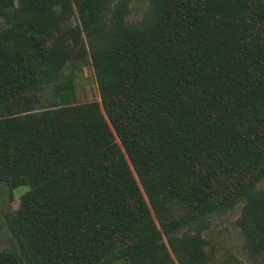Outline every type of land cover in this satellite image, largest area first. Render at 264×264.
<instances>
[{
	"label": "trees",
	"instance_id": "16d2710c",
	"mask_svg": "<svg viewBox=\"0 0 264 264\" xmlns=\"http://www.w3.org/2000/svg\"><path fill=\"white\" fill-rule=\"evenodd\" d=\"M148 2L0 0V190L28 188L0 264H216L241 201L264 264V0Z\"/></svg>",
	"mask_w": 264,
	"mask_h": 264
},
{
	"label": "rangeland",
	"instance_id": "374dc122",
	"mask_svg": "<svg viewBox=\"0 0 264 264\" xmlns=\"http://www.w3.org/2000/svg\"><path fill=\"white\" fill-rule=\"evenodd\" d=\"M127 5L128 22L139 21L146 13L148 0H115ZM72 24L77 23L76 18L71 19ZM75 99L79 104L100 102L99 90L91 65L82 69V74L75 79ZM264 189V179L257 186V190ZM28 190L20 187L13 191L0 190V250L16 248V241L9 229L7 215L10 211L19 208L20 198ZM244 201L239 202L230 211L210 216L203 227V236L208 244L216 264H232L234 260L243 264H261L260 258L253 257L247 251L244 238L237 225L241 216Z\"/></svg>",
	"mask_w": 264,
	"mask_h": 264
}]
</instances>
